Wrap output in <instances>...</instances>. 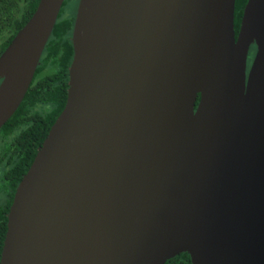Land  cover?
Wrapping results in <instances>:
<instances>
[{"label": "water", "instance_id": "95a60500", "mask_svg": "<svg viewBox=\"0 0 264 264\" xmlns=\"http://www.w3.org/2000/svg\"><path fill=\"white\" fill-rule=\"evenodd\" d=\"M63 0L0 53V127ZM78 0L65 103L18 181L0 264H264V0ZM255 51L247 66L251 44Z\"/></svg>", "mask_w": 264, "mask_h": 264}, {"label": "trees", "instance_id": "16d2710c", "mask_svg": "<svg viewBox=\"0 0 264 264\" xmlns=\"http://www.w3.org/2000/svg\"><path fill=\"white\" fill-rule=\"evenodd\" d=\"M77 1L63 0L24 97L0 127V162L5 166L0 176V238L5 230L4 212L8 210L15 187L66 100L68 67L73 55L71 31L74 20V13L66 8L70 2L76 7ZM245 1L235 0L234 3L235 32L239 27ZM37 2L0 0V53L29 18ZM251 46L255 49L254 43ZM163 264H191V259L188 252L181 251Z\"/></svg>", "mask_w": 264, "mask_h": 264}, {"label": "rangeland", "instance_id": "374dc122", "mask_svg": "<svg viewBox=\"0 0 264 264\" xmlns=\"http://www.w3.org/2000/svg\"><path fill=\"white\" fill-rule=\"evenodd\" d=\"M78 2V1H77ZM75 4L73 2H70L68 5H67V8L66 10L69 11V12H75L74 11V8L76 9V7L74 6ZM77 5V4H76ZM254 51L255 49H252V46L249 48V52H248V58H247V61L250 63L251 59H252V56L254 54Z\"/></svg>", "mask_w": 264, "mask_h": 264}, {"label": "flooded vegetation", "instance_id": "af4514ba", "mask_svg": "<svg viewBox=\"0 0 264 264\" xmlns=\"http://www.w3.org/2000/svg\"><path fill=\"white\" fill-rule=\"evenodd\" d=\"M74 14H75V12H74ZM247 66H249L248 61H247ZM4 169H5V166L3 165L2 162H0V176L2 175ZM1 202H2V196L0 195V204H1ZM6 211H8V210H6ZM2 214H3V212H2ZM4 214H5V221H6V212H4ZM1 225H2V218L0 216V230H1ZM3 234H4V231L2 232V235H1V238H0V247H1V243H2Z\"/></svg>", "mask_w": 264, "mask_h": 264}]
</instances>
